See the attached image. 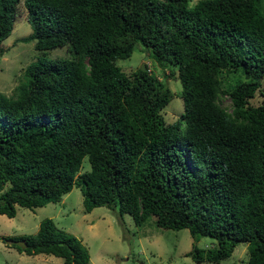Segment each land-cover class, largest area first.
Returning a JSON list of instances; mask_svg holds the SVG:
<instances>
[{"label":"trees","instance_id":"trees-1","mask_svg":"<svg viewBox=\"0 0 264 264\" xmlns=\"http://www.w3.org/2000/svg\"><path fill=\"white\" fill-rule=\"evenodd\" d=\"M20 1L0 0V44ZM263 1L22 0L32 27L23 40L41 50L67 44L73 56H39L13 95L0 92V213L57 202L78 186L86 211L105 205L138 225L153 216L162 228L187 227L195 264L219 263L239 242L246 264H264ZM137 43L176 65L180 118L163 117L173 93L147 64L127 74L116 63ZM238 69L247 79L223 88L220 74ZM85 156L90 169L80 172ZM201 236L214 244L198 246ZM6 238L24 239L25 248L12 245L27 254L89 261L52 217Z\"/></svg>","mask_w":264,"mask_h":264},{"label":"rangeland","instance_id":"rangeland-1","mask_svg":"<svg viewBox=\"0 0 264 264\" xmlns=\"http://www.w3.org/2000/svg\"><path fill=\"white\" fill-rule=\"evenodd\" d=\"M198 0H189L193 5ZM264 3V1H263ZM32 27L27 20L22 0L19 2L14 26L10 35L0 44V92L7 95L15 93V85L22 79L25 66L41 57H72L68 45L48 49H37L34 40L25 41ZM145 56H147L145 58ZM148 65L151 72L167 84L173 96L161 109L167 122L180 118L184 110L180 96L181 82L176 65H160L152 60L146 49L137 43L127 58H119L116 63L127 74L133 73L142 63ZM173 71V73H170ZM222 87L232 88L238 82L247 79L242 70L221 73ZM263 95L259 92L251 99L258 104ZM219 102L227 110L231 108V99L222 94ZM182 128V127H181ZM80 172L90 169L87 156L82 160ZM83 195L78 186L65 193L61 200L48 202L33 208L16 204V214L9 217L0 213V264H64L63 258L51 253L27 254L12 244H7L4 236L34 233L40 221L52 217L58 227L76 235L87 246L89 261L86 264H195L188 252L193 237L187 227L174 229L162 228L155 223L154 217H148L138 225L130 213L117 214L115 209L105 205L86 211L82 202ZM196 244L208 247L214 244L210 236H201ZM248 245L239 242L232 254L219 263L204 264H246Z\"/></svg>","mask_w":264,"mask_h":264},{"label":"water","instance_id":"water-1","mask_svg":"<svg viewBox=\"0 0 264 264\" xmlns=\"http://www.w3.org/2000/svg\"><path fill=\"white\" fill-rule=\"evenodd\" d=\"M146 57H147V56H145V58H146ZM141 68H142V69H145V68H146V64H145V62L142 63ZM5 242L8 243V244H13V243H15V244L19 245V246L22 247V248H25V247L27 246L26 241H25L24 239H21V238H17V239H16V238H6V239H5Z\"/></svg>","mask_w":264,"mask_h":264},{"label":"clouds","instance_id":"clouds-1","mask_svg":"<svg viewBox=\"0 0 264 264\" xmlns=\"http://www.w3.org/2000/svg\"><path fill=\"white\" fill-rule=\"evenodd\" d=\"M8 244V243H7Z\"/></svg>","mask_w":264,"mask_h":264}]
</instances>
